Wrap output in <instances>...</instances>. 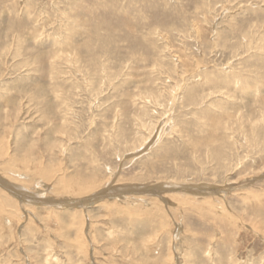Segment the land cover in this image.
Returning <instances> with one entry per match:
<instances>
[{"label": "rangeland", "instance_id": "obj_1", "mask_svg": "<svg viewBox=\"0 0 264 264\" xmlns=\"http://www.w3.org/2000/svg\"><path fill=\"white\" fill-rule=\"evenodd\" d=\"M0 176V264H264V0H0Z\"/></svg>", "mask_w": 264, "mask_h": 264}, {"label": "bare ground", "instance_id": "obj_2", "mask_svg": "<svg viewBox=\"0 0 264 264\" xmlns=\"http://www.w3.org/2000/svg\"><path fill=\"white\" fill-rule=\"evenodd\" d=\"M117 175V174H116ZM92 181V180H91ZM250 182V181H249ZM86 184V183H85ZM178 184V183H177ZM180 184V183H179ZM244 184V183H243ZM160 184H157V185H155L154 186V189L153 190H155V191H153L152 189L150 190V192H149V190H147V189H150V188H148V186H143V185H139V187H137V188H135L134 186H132V185H117V186H114L113 187V185L112 186H109L108 188L106 187L105 189H103V190H100V191H98V192H96V193H94V194H92V196L90 197V198H88L87 200H86V198L85 199H75V200H64V201H61V202H65V206H71V205H73L74 207L75 206H80V208H85V207H88L89 205H83V203L84 202H86V203H90V204H95V203H97V202H101L102 200H105V199H107V198H119V199H121V198H124L125 199V197H127V196H132V195H135V196H137V195H154V196H156V197H158V198H160V199H162V200H164L165 202H167V200H165V196H163V194L162 193H164V192H166V190H163V189H159L158 187H160L159 186ZM162 185L165 187V188H169V187H172V186H175V187H182V188H185L186 190L191 186V185H169V184H165V183H162ZM0 186H1V188H3L4 190H7V192L8 193H10L11 195H16V196H20V198L22 199V201H23V199L25 200V201H27L29 198H28V196H27V193H22L21 192V190H19V189H21L20 187H18V186H16V185H13L11 182H9V181H7V180H5L3 177H1L0 176ZM203 186V185H202ZM208 186H210V185H208ZM241 186V185H240ZM244 186V185H243ZM162 187V186H161ZM195 187V186H194ZM197 187H199V186H197ZM204 190H193V193H195V194H198L199 193V195H203V193H204V195H208V193H205V191H208V187L207 186H205L204 185ZM89 188V187H88ZM145 188V190L143 191V189ZM147 188V189H146ZM167 188V189H168ZM178 188H177V190H178ZM96 189V188H95ZM195 189V188H194ZM197 189V188H196ZM23 190V189H22ZM25 190V189H24ZM30 190V189H29ZM86 190V189H85ZM169 190V189H168ZM227 190V189H226ZM82 191V190H81ZM78 192V191H77ZM89 192V191H88ZM104 192V193H103ZM168 192V191H167ZM222 192V191H221ZM80 193V192H79ZM103 193V194H102ZM226 193H227V191H226ZM37 195V194H36ZM76 195V194H75ZM84 195V194H83ZM211 195V194H210ZM27 196V197H26ZM39 196V195H38ZM80 196V195H79ZM41 198H42V196H40ZM17 198V197H16ZM39 198V197H38ZM19 199V198H18ZM44 199V198H43ZM43 199H41V201H43ZM46 200V199H45ZM51 199H49V200H46V202H48V203H50L51 201H50ZM35 201H37L36 199H35ZM84 201V202H83ZM28 202H29V200H28ZM31 202V201H30ZM29 202V203H30ZM38 202V201H37ZM68 202H70V203H68ZM72 202H76L75 204H73ZM35 204H36V202H34ZM40 203V202H39ZM43 203V202H42ZM53 203V202H52ZM68 203V204H67ZM72 203V204H71ZM32 204V203H31ZM46 204V203H45ZM54 204V203H53ZM58 206V205H57ZM56 206V207H57ZM73 206H71V207H73ZM21 208V207H20Z\"/></svg>", "mask_w": 264, "mask_h": 264}, {"label": "water", "instance_id": "obj_3", "mask_svg": "<svg viewBox=\"0 0 264 264\" xmlns=\"http://www.w3.org/2000/svg\"><path fill=\"white\" fill-rule=\"evenodd\" d=\"M215 190H220L219 188L213 187ZM88 201V200H87ZM84 202V201H83Z\"/></svg>", "mask_w": 264, "mask_h": 264}]
</instances>
